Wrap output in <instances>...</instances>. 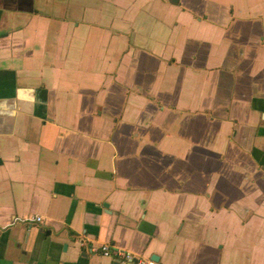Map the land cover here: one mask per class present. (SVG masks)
<instances>
[{"label": "crops", "instance_id": "0c3cea01", "mask_svg": "<svg viewBox=\"0 0 264 264\" xmlns=\"http://www.w3.org/2000/svg\"><path fill=\"white\" fill-rule=\"evenodd\" d=\"M81 236L264 264V0H0V264Z\"/></svg>", "mask_w": 264, "mask_h": 264}, {"label": "built area", "instance_id": "2783aa9c", "mask_svg": "<svg viewBox=\"0 0 264 264\" xmlns=\"http://www.w3.org/2000/svg\"><path fill=\"white\" fill-rule=\"evenodd\" d=\"M34 219L39 220L40 216L36 215L34 216ZM79 242L87 245L90 250L115 258L122 264H159L157 260L151 257L135 255L127 249L115 246L108 242H100L99 244L94 245L92 244V241L85 236H81Z\"/></svg>", "mask_w": 264, "mask_h": 264}, {"label": "water", "instance_id": "95a60500", "mask_svg": "<svg viewBox=\"0 0 264 264\" xmlns=\"http://www.w3.org/2000/svg\"><path fill=\"white\" fill-rule=\"evenodd\" d=\"M150 257L153 258V259H155V260H157V255L151 254Z\"/></svg>", "mask_w": 264, "mask_h": 264}]
</instances>
